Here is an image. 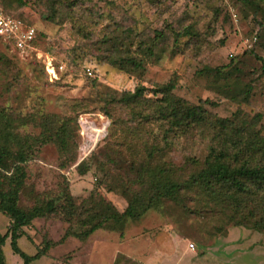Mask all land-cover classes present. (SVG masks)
Returning <instances> with one entry per match:
<instances>
[{"label":"rangeland","instance_id":"rangeland-1","mask_svg":"<svg viewBox=\"0 0 264 264\" xmlns=\"http://www.w3.org/2000/svg\"><path fill=\"white\" fill-rule=\"evenodd\" d=\"M23 1L21 6L11 2L8 11L33 26L38 36L34 50L24 54L0 40V51L19 80L6 91L4 87L11 80L0 75V107L21 114L43 111L60 116L80 110L75 123V162L60 169L55 147L41 146L24 165L26 179L18 198L22 208L30 206L36 196H54L66 185L75 203L95 188L117 210L123 209V198L115 191L108 192L104 184L116 183L117 171L110 169L103 175L97 168L110 146L126 156L123 147L109 137L110 120L89 104L95 91L103 87L132 90L136 85L150 87L174 77L175 95L191 104L198 99L217 103L205 108L218 117H227L237 108L247 120L254 113L264 112V74L256 78L260 62L249 52L262 57L264 49L256 46L251 13L241 4L234 5L233 0ZM215 8L219 9L216 16ZM49 13L51 21L45 19ZM258 15L264 16V12ZM167 23L174 28L191 23L200 34L198 45L180 51L168 39L158 60L146 59L141 73H125L105 62L103 57L122 54L119 47L129 48L130 43L151 37ZM103 38L109 41L104 43ZM184 40L180 39L179 46ZM110 43L117 44L116 48ZM45 55L56 69L61 66L55 78L44 69ZM232 58L242 61V78L254 81L245 104L217 98L213 83L197 73L203 65H223ZM86 68L90 75L85 74ZM256 128L264 135V116ZM25 130L33 129L27 126ZM206 143L205 134L193 130L174 141L165 159L178 164L183 156L201 158ZM135 148L141 152L139 144ZM83 159L88 168L78 174L74 166ZM188 207L185 210L167 204L164 215L149 211L139 221L129 223L121 235L97 230L82 242L73 237L57 242L67 226L59 215L36 218L22 228L16 244L25 254L33 255L46 241L54 243L30 264H113L116 255H122L118 264H264V234L226 225L212 211L198 214ZM8 226L9 219L0 213V234ZM2 252L6 264H21L11 253L8 239Z\"/></svg>","mask_w":264,"mask_h":264},{"label":"trees","instance_id":"trees-1","mask_svg":"<svg viewBox=\"0 0 264 264\" xmlns=\"http://www.w3.org/2000/svg\"><path fill=\"white\" fill-rule=\"evenodd\" d=\"M11 2L24 4L23 0H0L4 13L12 14L7 8ZM233 4H241L251 13L256 46L264 49V16L258 15L259 11L264 12V0H233ZM218 12L215 8L214 16ZM45 19L51 21L52 14ZM199 37L191 23L175 28L167 23L164 29L154 30L151 37L139 38L129 48L119 47L122 54L103 58L125 73H141L146 59L158 60L168 39L176 50L182 51L191 44L198 45ZM181 38L185 40L179 46ZM101 41L107 43L109 39ZM116 46L110 43L113 49ZM249 52L260 62L257 78L264 74V55ZM10 65L0 51V75L11 80L4 87L6 91L12 82L19 81ZM241 65V60L232 58L223 65H203L197 73L213 83L217 98L245 104L254 81L242 78ZM175 86V78L170 77L162 84L136 85L132 90L103 87L89 101L110 120L109 137L126 152L123 157L121 149L110 146L103 163L97 166L103 175L110 169L117 171L118 181L104 184L108 192L115 191L123 198L121 211L95 188L75 203L66 185L52 197L36 196L30 206L20 207L19 193L26 179L24 165L41 146L55 147L60 169L75 162V123L80 109H72L71 116H60L43 111L21 114L0 107V213L9 219L7 231L0 234V264H6L2 252L6 239L21 264H30L44 254L54 243L44 241L42 249L27 255L18 248L16 240L32 220L55 215L67 225L57 242L68 237L82 242L97 230L121 235L129 223L139 221L149 211L164 215L167 204L185 210L190 205V210L198 214L212 211L226 225L264 234V135L256 128L264 112L254 113L247 120L237 108L227 117H218L205 108L206 104L217 103L208 99L188 103L174 94ZM83 106L87 108L88 103ZM27 126L33 130L27 132ZM193 130L207 137L204 155L183 156L178 164L166 160L174 141ZM138 144L141 152L135 148ZM87 166L83 159L74 168L83 174ZM119 258L122 255H116L113 264H118Z\"/></svg>","mask_w":264,"mask_h":264},{"label":"built area","instance_id":"built-area-1","mask_svg":"<svg viewBox=\"0 0 264 264\" xmlns=\"http://www.w3.org/2000/svg\"><path fill=\"white\" fill-rule=\"evenodd\" d=\"M35 35L36 30L33 26L26 24L21 18L13 14L4 13L0 5V40L18 53L24 54L34 50ZM60 68L59 65L57 69ZM44 69L49 77L55 78L57 69L51 64V59L46 55ZM84 71L87 75L91 74L87 68ZM188 248L192 249V244H188Z\"/></svg>","mask_w":264,"mask_h":264}]
</instances>
